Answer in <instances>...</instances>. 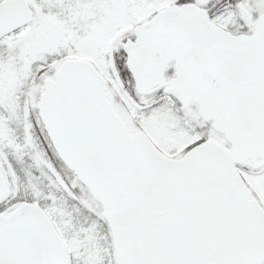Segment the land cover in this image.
I'll return each mask as SVG.
<instances>
[{
  "label": "snow or ice",
  "instance_id": "1",
  "mask_svg": "<svg viewBox=\"0 0 264 264\" xmlns=\"http://www.w3.org/2000/svg\"><path fill=\"white\" fill-rule=\"evenodd\" d=\"M0 264H264V0H0Z\"/></svg>",
  "mask_w": 264,
  "mask_h": 264
}]
</instances>
